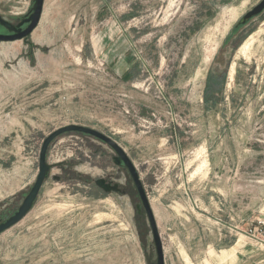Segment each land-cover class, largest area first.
<instances>
[{
    "label": "rangeland",
    "instance_id": "374dc122",
    "mask_svg": "<svg viewBox=\"0 0 264 264\" xmlns=\"http://www.w3.org/2000/svg\"><path fill=\"white\" fill-rule=\"evenodd\" d=\"M260 1L44 0L28 37L0 42V219L34 184L43 140L81 125L132 161L164 264H264V12L236 27ZM32 5L0 0V17L17 24ZM115 156L81 133L54 139L32 209L0 234V264H156Z\"/></svg>",
    "mask_w": 264,
    "mask_h": 264
},
{
    "label": "water",
    "instance_id": "95a60500",
    "mask_svg": "<svg viewBox=\"0 0 264 264\" xmlns=\"http://www.w3.org/2000/svg\"><path fill=\"white\" fill-rule=\"evenodd\" d=\"M44 0H33V5L25 17L21 18L16 26H13L8 21H5L0 17V25L3 26L8 32L13 33L10 36L0 35V42H11L15 40H21L28 37L32 31L37 27L43 10ZM264 12V0H261L257 5H255L250 11H248L245 15H243L238 21L236 27L243 26L247 24L251 19L261 15ZM24 25H27L25 29H22ZM76 132L84 135L91 136L104 144H106L116 155L114 157V164L123 166L127 169L130 178L138 192L142 207L144 208L151 230L153 234L154 246L156 251V264H164V255L162 243L160 241V237L156 228V224L154 221V217L152 211L150 209V205L148 199L146 197L143 185L139 178V175L134 167L132 161L128 158L124 150L111 138L106 135L91 129L89 127L81 126V125H68L62 128L57 129L56 131L49 134L42 143L40 153H39V161H38V174L36 180L26 196L23 198L22 203L18 207L17 211L8 217L4 222H0V234L9 228L16 225L19 221H21L28 212L32 209L39 191L48 177L50 172V165L46 163V153L50 143L56 139L58 136L69 133ZM54 180H58V178H54ZM95 185L102 189L105 193L116 192L118 191L117 185L107 184L104 179L95 180Z\"/></svg>",
    "mask_w": 264,
    "mask_h": 264
},
{
    "label": "trees",
    "instance_id": "16d2710c",
    "mask_svg": "<svg viewBox=\"0 0 264 264\" xmlns=\"http://www.w3.org/2000/svg\"><path fill=\"white\" fill-rule=\"evenodd\" d=\"M223 82H224V73L219 75V76L217 75L214 82H213L212 78H210L208 80V85H206L205 93H204V100H205L206 104H208V102L212 99V95L211 94H213L215 91L219 92L221 90V88H219V85L220 84L222 85ZM215 83L218 85V87L212 88V85L215 84ZM212 89H215V91L212 92Z\"/></svg>",
    "mask_w": 264,
    "mask_h": 264
},
{
    "label": "flooded vegetation",
    "instance_id": "af4514ba",
    "mask_svg": "<svg viewBox=\"0 0 264 264\" xmlns=\"http://www.w3.org/2000/svg\"><path fill=\"white\" fill-rule=\"evenodd\" d=\"M12 24V23H11ZM13 26H16L17 24H12ZM27 27V25H24L23 27H22V29H25ZM13 33H10V32H8L4 27H0V35H3V36H10V35H12ZM114 159V158H113ZM122 166V165H121ZM127 170V169H126ZM106 181V183L107 184H110V185H117V184H115L113 181L112 182H109V181H107V180H105ZM117 187H118V185H117ZM100 189V188H99ZM102 190V189H101ZM103 191V190H102ZM10 217V216H9ZM8 217H6L5 219H0V222H4L6 219H7Z\"/></svg>",
    "mask_w": 264,
    "mask_h": 264
},
{
    "label": "bare ground",
    "instance_id": "6f19581e",
    "mask_svg": "<svg viewBox=\"0 0 264 264\" xmlns=\"http://www.w3.org/2000/svg\"><path fill=\"white\" fill-rule=\"evenodd\" d=\"M236 248H232L231 251H227L225 253L222 254V256L220 257L221 261L226 260V258L230 255H232L235 252Z\"/></svg>",
    "mask_w": 264,
    "mask_h": 264
}]
</instances>
